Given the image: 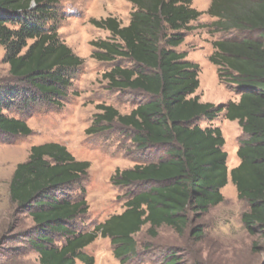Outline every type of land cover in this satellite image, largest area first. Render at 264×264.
Segmentation results:
<instances>
[{"label":"trees","instance_id":"trees-1","mask_svg":"<svg viewBox=\"0 0 264 264\" xmlns=\"http://www.w3.org/2000/svg\"><path fill=\"white\" fill-rule=\"evenodd\" d=\"M127 2L133 7L127 26L111 17L91 20L95 28L111 34L110 40L91 43V57L100 63H128L115 66L102 79L111 90L142 92L149 99L123 116L110 106H98L100 113L87 133H104L117 124L134 132L132 142L141 151L154 148L162 156L156 163L115 171L113 185L143 187L132 192L122 214L85 232L78 221L88 213L86 202L71 192L87 176L89 162L77 161L57 143L31 147L8 186L15 213L29 219L31 226L12 234L16 227L10 225L8 254L34 253L39 264H94L87 250L100 237L109 239L113 257L126 264L137 253L133 237L143 226L148 225L154 237L162 225L183 235L189 212L206 213L223 201L220 189L228 179L225 142L217 128L203 126L222 113L226 121L237 122L246 137L236 152L239 165L229 173L238 198L249 207L241 224L264 242V0L210 2L206 14L215 21L206 28L242 35L211 43L208 62L239 92L238 102L218 107L194 96L200 85L199 65L178 51L194 30L190 24L203 13L191 0ZM57 4L58 0H0V47L12 80L0 92L1 134L30 136L26 123L5 111L15 106L23 113L41 101L56 104L69 87L70 74L83 65L60 41ZM202 235L201 228L193 230L196 240ZM162 263L180 260L167 254Z\"/></svg>","mask_w":264,"mask_h":264},{"label":"rangeland","instance_id":"rangeland-1","mask_svg":"<svg viewBox=\"0 0 264 264\" xmlns=\"http://www.w3.org/2000/svg\"><path fill=\"white\" fill-rule=\"evenodd\" d=\"M192 7L203 15L190 24L194 28L186 34L178 51L186 52V60L199 65V88L194 96L202 103L215 107L238 102L237 88L228 85L218 77L217 67L208 62L213 52L211 43L240 37L235 31L214 32L208 29L215 21L209 17L207 9L211 0H191ZM58 18L57 33L60 41L70 48L82 61L79 70L70 74V84L64 97L56 99V104L37 102L25 112L18 113L15 106L5 115L19 119L31 129L28 137L8 136L0 133V264H39L38 256L28 253L24 256L8 254L11 247L7 243L9 227H16L13 233L27 230L29 219L15 213L9 199L8 186L15 167L25 162L33 146L57 143L79 162H89L87 176L79 181L71 192L82 195L87 205V215L78 221L81 229L90 232L94 226L108 218L122 214L130 195L142 189L139 186L117 187L111 178L115 171H124L134 166L156 163L162 152L157 149L140 150L132 142L134 132L113 124L104 133L88 134L94 125L98 106H110L119 115H128L149 96L142 92L115 91L109 88L104 73L115 66L126 67L123 60L100 63L91 55L95 52L92 42L110 40L111 34L99 30L91 20L116 19L121 26L130 22L133 7L127 0H58L55 7ZM204 26V28H199ZM9 66L4 61V51L0 47V92L9 88L12 80ZM193 96V97H194ZM217 128L224 139L222 148L227 154V184L220 192L223 201L206 213L189 212V223L183 235L162 225L156 236L149 233L150 227L143 226L134 235L137 253L126 264H163L165 255H176L180 264H261L264 262V242L259 235L250 236L241 224V217L249 210L246 202L238 198L237 190L231 184L229 173L239 165L237 150L246 139L237 122H228L222 114L211 124L203 126ZM201 228L203 235L193 237V230ZM257 244V249L254 245ZM113 247L109 239L100 237L87 250L94 264H119L113 257ZM76 264H81L77 262Z\"/></svg>","mask_w":264,"mask_h":264}]
</instances>
